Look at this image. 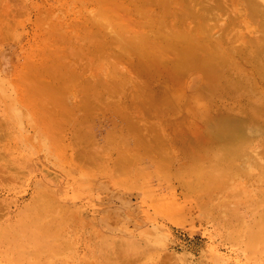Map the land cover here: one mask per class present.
I'll list each match as a JSON object with an SVG mask.
<instances>
[{
	"label": "rangeland",
	"instance_id": "obj_1",
	"mask_svg": "<svg viewBox=\"0 0 264 264\" xmlns=\"http://www.w3.org/2000/svg\"><path fill=\"white\" fill-rule=\"evenodd\" d=\"M112 1L114 3L111 2V0H0V11H2V16H8L7 18L9 19L7 20L10 21L7 22L6 18H4V16L2 17L0 12V22L2 21L1 23H4V26L0 23V26H2V29L0 28V35L6 32L4 27L9 30V32L7 30L8 34H6L7 36L5 39L4 37H0L3 39H0V264H161V262L162 264H264V230L263 235L259 236L262 231L260 232L258 227L259 225H263L261 224L263 221L259 219H262L261 217L264 216V181L262 182L264 179L259 178L261 176L259 171L262 169L259 164L264 162V153L262 152L264 149V145H262L264 144L262 141L264 140V130L260 131V134L263 132V134H261L263 136L260 134L257 135L259 139L257 138L255 142L253 141L254 143L251 142L252 144H250V146L248 144L247 148L245 141H250L249 137L252 133L250 134L251 131L248 130V127L244 126V124L246 125L247 119L252 120L253 118L250 117V112H252L250 109L254 110L255 107L257 108L260 106V102H262L260 104H263L264 99H258L255 94V97L252 96L253 93L248 94L249 91L246 92V90L249 88H245L246 82L243 78L242 82L244 81L245 84L243 82L242 84L244 86L240 87H244L245 91H243V89L240 90V87V89L235 88V82H238L237 84L239 85V81L236 78L237 76H235L238 71L235 69L232 60L230 63L232 62L235 70L229 71L228 69V72L224 71L226 73H223V70L228 67L224 68L225 64H221L222 61L220 62L222 59L218 60L219 56L224 52L222 49L225 47V44H223L224 47L221 45L219 48L215 45L216 40L220 37L216 35L219 32L213 33L202 27L199 32L201 42L194 40L193 34L190 35L189 32L193 29L192 33H195V36L198 31H195L194 27L196 25L195 29H197L200 24H197V21L194 22L196 20L194 19L195 17L192 18L191 16L192 19H188L184 14L185 10L189 12L191 8L187 10V8H185L187 6L183 8L179 7L181 10H184V13L181 15L185 17V20H183L184 24H181L182 27L179 26L180 22L183 23L180 19L184 17L180 18V13L177 14L180 17L173 15V11L171 13L169 10L174 9L180 12L181 10H178L176 6L181 3V0L177 4L172 3L174 6L176 4L175 8L171 6L172 8L166 10L167 12L165 14L166 16L167 14L168 16L172 14V18L175 16L174 18L176 20L179 17L178 20L180 22L171 17H167V20L165 15V18H163L164 12L162 13L160 10L162 6L164 8V5L159 4L158 0H153V2L149 0L151 5L146 3V0H143V3L141 2L142 0H132L133 2L131 0ZM187 1L186 4L183 2V4L180 5H188L189 7L191 4V7L193 5L196 10V6L199 4L197 10L203 12L202 9L203 6L206 5L205 2L193 1L190 3V1H188L187 3ZM110 2L112 5H110ZM156 3L159 4V6ZM117 6L122 7L119 9ZM191 10L190 12H192ZM213 10H215L214 13L216 14V9ZM148 11L150 12L148 13ZM175 11L174 14H176ZM157 13L162 15L158 16ZM144 14H148L147 17ZM223 16H225V14H223ZM224 19H226V16L222 18V21ZM170 20L177 23V25ZM239 20H241V18H239ZM210 21L212 23L214 22V24L211 23L212 25H217L214 19L209 20V22ZM236 21L237 20H235V22ZM169 22H171V26L174 24L180 28L176 26H173L176 28H173L174 30H172L171 27L167 28L170 26V24H167ZM131 24L133 25L132 27L129 26ZM163 24H165V26ZM236 27H238V23L237 25L233 23L230 27V29L232 28L231 32L237 31L238 29ZM157 29L158 31H156ZM168 29L174 31H171L173 39L181 37L178 42L181 40L183 42V40H185L182 39L184 38L183 36L186 37V35H189L190 37L187 36L188 38H186V41L193 44L194 47L196 45L197 48L202 47L201 43L203 42V45L206 43H208L207 45L211 44L209 45L210 50H207L205 45L203 47L206 51L203 48L204 51H202L201 48L198 49L201 53L205 52L204 55L196 53L198 57L201 55V58L197 57L199 61L201 59V61L204 62L200 61L196 63L198 66H202L201 70L199 69L196 71L197 68L196 70H190L198 66L193 63L188 65L189 62H187V67H192V65L195 67H189L188 69L185 66L186 68L184 67L185 69H181L180 72L182 71L181 73H183L184 70H188L182 75L179 74L180 76L178 75L179 72L176 71L177 69L174 68L178 73L172 71L173 74H171V69L174 67L173 64H176V68L180 69L189 59L184 58V60L182 58L185 62L181 63L179 66L178 63L182 62L180 60L181 58L177 60V62L175 61L176 58H174L179 55V50L185 53L183 50L186 49V51L188 50L192 55V53H194V47L189 43H183L182 45L176 42L179 38L175 41L171 39L172 37L166 34H170ZM160 31L162 32L159 33ZM163 31L164 34H162ZM130 34L133 37H136V34H138L139 38L142 34V37H147L148 35L146 36V34H149L150 36L148 37L151 39L148 40L147 37V39L144 38L145 41L149 43V41L152 42V39H154L155 41H159V45H155L157 41L154 43L156 47L153 46V43L150 42L151 46L150 43L148 45L146 42L147 45L145 48V44H143L145 42H142L139 38L138 40L142 42V46H140L141 42H138V44L137 41V44L132 43L131 45L130 42L133 37ZM160 34L162 36L166 34L165 38L170 36V39H168L172 40L170 44L174 41V44H181V46L179 45L177 48L174 44V47L167 46L168 43L165 42L166 40L164 38V40L162 39ZM213 36L218 37L214 39L216 37L213 38ZM137 37L134 39L136 40ZM191 38L196 42V45L191 41ZM187 39L191 40L189 41ZM197 42L200 43V46H198ZM165 43L166 47H170V49H167L165 46V48L162 47L160 49L162 44L165 45ZM133 45L136 47L135 50L132 49ZM139 46L144 47L141 50L145 49L146 53L144 50L139 52ZM173 48L175 51H173ZM189 48H192V51ZM197 48H195V50ZM149 49L150 51L153 49V51H151L152 54L149 53ZM217 49H221L222 52L221 50L217 51ZM214 51H216V53L220 52V55L218 56V53L215 55V53H213ZM211 52L216 56L215 60L218 58V61L213 60L214 58L211 60L210 56L212 54L207 56V53ZM187 54L186 57L190 55ZM202 56L204 57L202 58ZM222 56L221 58H225V55ZM209 57L211 61H214L213 63L216 62L215 65L217 62H220V64H217V68L223 65V69L220 68L223 74H218L222 77L221 80L224 81L220 80V83H216V81L220 79V76L218 80L210 76V74L215 75L214 73L218 71H216L217 68L215 66V68H209V71L206 70V73L202 72L204 67H209L204 65L206 61L204 58ZM234 57L240 58L237 54L234 55ZM163 58L164 60L166 59L165 61L167 62L164 63L162 60L161 62L160 59ZM197 58L195 56L194 62ZM238 58L236 59L238 60ZM169 60L171 61L170 64L168 62ZM210 60H208V62L206 61L207 64H213L210 63ZM174 61L176 63H172ZM238 61L240 62V59ZM134 62H138L139 64L137 63V65H135L136 63ZM239 62L235 63L238 68L240 67V63H242ZM157 63H159V67ZM161 63L167 65H171L172 63V66L166 65L168 69L166 67L163 68L161 67ZM198 63H202V65ZM230 63L228 62L227 65ZM242 64L241 66H243ZM144 65H148V67ZM247 65H244L246 66L244 70L251 69V66ZM152 66H156L159 70L161 69V72L162 70H164V72H171V75L167 73L166 76V74L162 72L163 75L165 74V76H163L159 74V70L157 71V69L152 68ZM143 67H145V69L147 68L148 72L150 71L149 73L145 71L150 74L149 78L143 71L144 69H140ZM148 68H150V70ZM151 69H156V71L154 70L156 73L155 75L153 73V77L156 76L155 78L157 80L155 78L152 79L151 73L154 71L151 72ZM211 69H213L214 72L213 70L210 71ZM221 70L218 72H221ZM231 72L233 73L231 74ZM207 73L208 76H210L208 78L209 80H216L214 82L215 85L217 84L216 87H214L215 85L212 86L214 83L204 78L205 76L207 77ZM175 74H177L176 77L179 76V80L178 78H174L175 76H172ZM228 75H231V78L229 77L231 80L233 79L232 76L237 80H234V85L231 84L233 80H230L231 83H229L232 86L226 83L229 81V78H227ZM157 76L161 77L158 78ZM168 76L171 78L173 77L174 80L173 78L170 79ZM223 76H227L226 79H223ZM61 78L62 81L59 80ZM216 78H218L217 75ZM172 80L174 82H172ZM164 81H168V83H163ZM207 82H211V84L208 86ZM225 83L228 87L224 86ZM66 85H69L68 87L74 86V89L67 88ZM90 85L91 87L93 85V87L91 88ZM174 85L176 87L178 86V88ZM202 85L203 87L205 85L208 91L202 88ZM219 86L221 89H227L221 90ZM88 87L91 88H89V91ZM233 87L234 89H232ZM56 88L59 89V91L55 90ZM168 89L169 91H167ZM228 89H232V91L239 89L240 92L243 91V93H241L244 97L246 93L247 96H252L253 102L255 101L254 105L252 100L249 102L252 97H245V99L239 98L242 94L237 91L236 92L240 96L235 97L236 92H229ZM144 90L150 91L149 93L147 91L145 92L150 95L148 96L149 98H152L149 99L147 97L148 94L146 95L143 92ZM174 90L177 91V93H174ZM213 90H216V92ZM57 91L58 93L62 91V93L65 94L62 95L63 97L60 96L61 93L58 96ZM199 91L205 93H200ZM210 91L213 93L215 92V95ZM197 92L202 95L199 96ZM166 93L168 94L166 95ZM196 93L199 97L195 96ZM225 93H227V95H224ZM144 94L150 101L142 97L145 96ZM163 94H165V96ZM218 94H223L225 98L219 95L221 97L220 99V97H217ZM229 95H233L231 97L233 99H230ZM156 96L161 97V99L158 97L157 99ZM166 97L167 101L171 102L167 105L169 107L166 106L168 102L165 103ZM200 97H202V101ZM181 98L182 100H180ZM205 98H207V100ZM211 99H215L213 102L217 105L210 104L212 103ZM243 99L244 101H242ZM161 103L165 105L164 107H166V110L162 108L163 104L161 105ZM192 103L194 106L189 105ZM250 103L254 106L253 109L252 107H250V109L245 107L247 104L250 106ZM216 106H219L218 109ZM193 107L197 110H202V112L198 111V113L200 112L202 115L205 113V115H199L197 110L195 111ZM227 107L228 110L231 107V109H236L235 111H237V114L241 111L244 112L245 109L250 112H244V116L240 115L241 113L238 115L234 113L239 119L241 118L239 120L238 118L235 119L237 116L232 118V111L234 110H229L231 111L230 113ZM237 107L239 110H237ZM209 108L212 109L210 110ZM220 108H222V110ZM241 108L242 110H240ZM258 109L255 111L257 112ZM215 111H217L218 117H216ZM222 111H228L232 116L228 112L225 114ZM193 112H196L195 115ZM218 112L221 113L218 114ZM209 113L211 116L215 114L213 116L215 117L213 118L214 120L211 119L212 117H208V115H210ZM193 115L197 118L193 117ZM246 115L250 118H246ZM243 117L246 121L244 124L242 122L244 120ZM203 118L208 119L204 120ZM192 119L197 120L194 122ZM234 119L233 127L231 125L230 128L225 129V131L223 130L227 133H224L225 135L223 133L220 135L219 133L217 135L220 136L217 137L216 133L224 129L221 125L225 124L229 126V124H233L232 122ZM263 119L262 117V120ZM230 120H232L231 123L227 122ZM254 120L253 118L252 121ZM255 121H257V119ZM249 122L251 123V121ZM191 123L193 125H191ZM238 124L239 126H237ZM240 124H243L244 129L247 128L246 130L248 131L244 132ZM156 125H159V127L157 128ZM251 125L253 128L250 126L249 129H254V125L252 123ZM153 126H156V128ZM235 127L238 129L241 128L243 130L242 132L246 134L249 133L250 135L248 134V136L245 134L246 136L244 135L243 137L242 134L240 135V133H238L240 129L237 132V128L235 129ZM211 128H213V130L209 131ZM231 128L235 129L233 131L244 138L241 140L238 135V137L235 136V139L238 138L241 140L240 143L236 140L239 145L235 141L232 142L234 140V135L232 138L227 135L232 130ZM207 129L210 135L206 133V135H208L203 137ZM202 130L205 131L203 132ZM181 131L184 132V134L181 133L183 137L181 134V137L179 135ZM177 133L179 135L178 137L176 135ZM193 133L198 134L200 142H198L196 137L197 134L194 136ZM236 133L234 134L236 135ZM164 134H166L167 139ZM212 134L213 136L210 137ZM214 134L217 137H215V140H213ZM184 135H188L190 138L187 136L184 137ZM80 136H83L82 139H80ZM85 136L89 137L88 141L84 139ZM108 136L110 138H108ZM156 136L162 140L159 139L158 142H154L153 139L156 140ZM227 136L231 138V144L229 143L230 139H228L229 142L227 141V143L222 139L228 138ZM252 137L254 140L256 139V135L255 137L251 136V138ZM205 138L206 141L210 138L212 141H216L217 139L219 143L222 142L221 145L229 143L230 145L228 144V146H232L231 148L224 146V148H222L223 150H221L217 142V144L215 143L216 147L214 144H210L211 140H209V145L214 146V148L211 149L212 151L219 147L216 149L218 154L219 152L220 154H225L231 150H235V152L238 151L241 154V159L247 155L252 157H247L250 160L252 159V161L256 158L260 160L252 162L245 157V160H248L246 163L244 159L241 160L238 158L237 160L233 156L237 163H235V160L232 162L233 159H231L232 163L230 169L235 171L237 168L234 166L241 168L240 165L242 164L245 167L247 166L246 168L248 171L246 175L231 180V182H229L231 186L227 185V191L225 190L226 194L229 192L232 193L233 191L231 190L235 189L233 195L230 193L227 196L225 192L223 193L222 191L225 189L223 187L222 189L220 188V190H222L220 191L218 189L220 184L216 185L218 188L214 187L219 190L218 192L212 189V191L216 193V196H213L214 194L212 195V191L210 190L208 192L211 194L208 193V195H204L205 189L202 191L203 189L200 188L198 191L192 192L187 186L183 185L185 179H178L179 177H176L180 176L179 174L181 173L183 174V171L186 169L181 168L183 166L190 165L191 169H194V167H200L206 163L205 166L209 168L217 167L221 169L222 167H227L224 165L226 161H223L226 158L224 159L222 156L217 155L216 151H213V154L212 151L209 150L210 146H208V142L204 140V143L201 144ZM75 139L78 144L80 142L85 144L84 141H87L90 143L88 146L93 145V147H96L92 149L93 147L91 146V149H89L86 148L87 144L84 145L83 143V147L82 145L79 147V145L75 143ZM192 139L196 141L193 140V142H195L194 144L192 143ZM106 140H109V143L106 142ZM176 141H180L178 145ZM242 141L243 143L245 142V145L241 146ZM93 142H95V145ZM110 142H112V144ZM107 143L108 145H106ZM157 143L158 147L156 145ZM258 143L259 145H257ZM141 144H144L142 145L143 147ZM146 144L148 145L146 146ZM189 144L192 147H194L195 144H198V146L200 144V150L197 149L196 145V148L190 147L194 154L196 152L199 153L198 151H201L202 148L205 149L202 150L200 154H203L204 157L206 155L207 158L201 157L200 164L199 161L192 163L190 158L194 156H190L189 154L193 153L191 152L192 150L187 149ZM150 145L153 146L151 149L152 151L148 149ZM159 145L162 146V150ZM172 145L174 147H171ZM204 146L206 148H204ZM260 146L261 149H259ZM83 148L86 151H82ZM143 148L147 151L149 150V152ZM185 148L189 151L188 156L186 153L184 154L183 149ZM243 148H246V150H243L244 152L246 151L245 154L243 151L241 153L240 149ZM167 149H171L170 152L167 151ZM187 150H185V152ZM248 150L250 151L249 155L246 154ZM142 151H144L143 155H141ZM164 151L169 152V154H166L169 157L168 161L166 158L167 156H165L166 161L164 160ZM235 152L233 155H235ZM99 153L102 157H95V155L97 156ZM170 153L172 154V160L176 162L170 163ZM259 153H261V156H258ZM215 154L218 156L217 160ZM128 155L131 156V159L135 158L134 161L131 160V163L126 164L123 161L122 164H125L127 169L133 168H131V176L128 173L126 174V172H129V170L127 171L126 169L124 170L125 174L123 172L120 173L124 176L121 175L120 177H126L125 175H127L128 177L126 178L129 179L130 177L132 180H135V182H133L134 185L131 187L122 185L118 180L119 176H117L120 175L117 174V169L121 167L122 170L125 169L123 166L118 168V162L122 165L120 161L125 160V156L129 157ZM207 155H209L210 159ZM141 156L144 159H142ZM235 156L237 157V155ZM123 157L125 158L123 159ZM138 157L140 158L138 159L140 160L139 162L138 160L135 161ZM219 157L221 160L223 158L222 161L224 163L222 162V165L220 162L221 160L218 161ZM231 157L232 155L229 156V160ZM260 157H263V159H260ZM120 158L122 160H120ZM197 158L199 160V157ZM88 159L91 162H93V159L94 162H98L93 164L90 163ZM178 159L180 160L179 163ZM127 160L129 161L130 159L127 158L125 162H128ZM159 160L164 162L162 163ZM201 160H203V162ZM208 160L210 163L206 162ZM214 160H216V164ZM157 162L159 164L161 163L162 166L169 163V167L168 165L167 167H172L173 169L171 168V171L165 170L168 171V173L160 172L159 174V170L157 169H160L159 166L161 165L157 164ZM207 163L209 165H207ZM170 164H172V166H170ZM194 164H199V166H195ZM164 166L163 168H167ZM177 167H180V170H176L177 172L175 173L174 171ZM139 168L149 174L148 181L152 189L151 192H147L141 187L142 183H139V177H141L139 173H141V169L139 171ZM134 170L135 173L136 170H138L136 174H134ZM252 170L255 173H259L256 175L254 174V179L257 175H260L257 177L258 180L256 179V181L250 176L252 175ZM263 171L261 170L260 172L263 173ZM197 176L198 175L192 176L197 180L191 179L203 186L205 182L202 181H204L205 178L201 176L197 178ZM259 179H261V182ZM220 186L225 185L221 184ZM205 192L207 193V191ZM222 195L225 197L224 199H226L227 196V199L231 200L228 201L229 204H224ZM207 198L214 200L215 202H212L219 205L217 209L216 207H212L215 210H212L214 214H212L211 217H208L211 210L208 211L207 208L211 204L210 202L208 203L209 205L205 203L208 202ZM154 200L155 203L159 200L157 205L154 204ZM170 201L176 203L174 206L182 216V219L180 218L181 221L178 219L176 220L178 222H173V216L176 215L174 214L175 211L172 214L174 209L170 208ZM205 204L207 206H205ZM167 205L170 210L172 209L171 213ZM166 206L169 211V213H167L170 217L167 216ZM210 207L209 209H212ZM117 243L120 244V249L117 248ZM119 250L120 252H118Z\"/></svg>",
	"mask_w": 264,
	"mask_h": 264
},
{
	"label": "bare ground",
	"instance_id": "obj_2",
	"mask_svg": "<svg viewBox=\"0 0 264 264\" xmlns=\"http://www.w3.org/2000/svg\"><path fill=\"white\" fill-rule=\"evenodd\" d=\"M104 1H106V0H104ZM122 1H124V0H122ZM131 1H132V0H131ZM139 1H141V0H139ZM144 1H145V0H144ZM147 1H149V0H146V3H149V4L151 5V2H150V1L147 2ZM151 1L153 2V0H151ZM186 1H187V0H181V3H180V4H183V2H185V4H186ZM188 1H190V3L193 2V1H196V2H203V3L205 2L206 5L203 6V9H202L203 12H200V11L197 10V7L199 6V4H198V6L194 5V6H196V10H195V8L193 7V5H192L193 8L191 7V4H190L189 7H188V5H180V4H179L180 6H179V5L176 6V4H177L178 2H180V0H158V3L164 5V8H166V9H164L163 6H162V9L160 10V11H162V13L164 12V13H163V16L166 14V12H167L166 10H169L170 8H172V7L174 6V4H172V3H176L175 6L178 7V10H181L179 7H182V8H183V7H185V6H187V7H185V8H187V10H189L190 8L192 9V10L190 9L192 12H190V10H189V12H187V11L185 10V13H184V10H183V9H182L183 11L181 10L182 12H181V11L179 12V11H177V10L175 11L174 9H170L169 11H170L171 13H172V11H173V15H177L178 13H180L179 15H180L181 17H180L179 15H177V16H179L180 18H183V17H184V15H183V16L181 15V14H183V13L185 14V16H187L188 19L191 18V16H192V18L195 17L194 19H196V20H195L194 22L197 21V24H198V23L200 24L199 27H198L197 29H195V28H196V25H195V27H194V30H195V31L197 30L198 32H197V34H196L195 36H194L195 33H192L193 29L189 32L190 35L193 34L192 36L194 37V40H195V41H198V42L200 41V42H201V40H200L201 37H200V35H199V32H200V29H201L202 27L205 28V29H207V30H210V31L213 32V33H217V32H219V33L216 34V35H218V36H220V37L217 39L218 36H213V38L216 37V38H214V39H217L216 42L214 41V42H215V45L218 46L217 48H219V47H221V45L223 46V44H225V47L223 46L224 48L222 49V50L224 51L222 55H223V56L225 55V58H221L222 55H220V52H219V53L217 52V53H218V56L220 55V56H219V59L216 58V60H217V59H218V60L222 59V60H220V62L222 61L221 64H225V65H224V68H225V67H226V68L228 67L227 69H224V70H223V73H226V72H224V71H227L228 69H229V71H232V70H235V69H236V70L238 71L237 73L239 74V76H238V74H237L236 72H234V71H233V72L236 73V75H235V74H234V75L237 76L236 78H237V80L239 81V85L237 84L238 82H237V83L235 82V84H236V85H235V86H236L235 88H239L240 86H244L242 83L245 81V82H246V86H245V88L247 89V87H248V88L251 90V92H250L249 89L246 90V92L249 91L248 94H249V93H250V94L253 93L252 96H254V94H255V95H257L256 97H258V99H259V98H263V99H264V0H188ZM188 1H187V3H188ZM108 2H109V1H108ZM111 2H113V1L111 0ZM111 2H110V5H112ZM115 2H117V0H115ZM132 2H133V1H132ZM141 2L143 3V0H142ZM113 3H114V2H113ZM134 3H136V2H134ZM142 3H141V4H142ZM144 3H145V2H144ZM146 3H145V4H146ZM115 4H116V3H115ZM115 4H114V5H115ZM145 4H143V5H145ZM152 4H153V3H152ZM156 4H157V3H156ZM159 4H157V5L159 6ZM104 5H105V4H104ZM106 5H107V4H106ZM117 5H118V4H117ZM150 5H148V6H150ZM154 5H155V3H154ZM135 6H136V5H135ZM141 6H142V5H141ZM171 6H172V7H171ZM175 6H174L173 8H175ZM121 7H122V6H121ZM121 7H118V6H117V8H119V9H121ZM144 7H145V6H144ZM155 7H156V6H155ZM160 7H161V6H160ZM200 7H201V5H200ZM200 7H199V8H200ZM3 8H5V7H3ZM3 8H2V9H3ZM111 8H112V7H111ZM111 8H110V9H111ZM133 8H135V7H133ZM139 8H140V6H139ZM141 8H142V7H141ZM153 8H154V7H153ZM185 8H184V9H185ZM199 8H198V9H199ZM201 8H202V7H201ZM113 9H114V8H113ZM122 9H123V8H122ZM137 9H138V8H137ZM154 9H155V8H154ZM163 9H164V10H163ZM193 9H194V10H193ZM213 9H216V14L214 13L215 10H213ZM8 10H9V9H8ZM123 10H124V9H123ZM130 10H131V9H130ZM138 10H139V9H138ZM150 10H151V9H150ZM152 10H153V9H152ZM152 10H151V11H152ZM155 10H156V9H155ZM199 10H201V9H199ZM5 11H6V10H5ZM153 11H154V10H153ZM174 11H175L176 14H174ZM195 11H198V12H195ZM0 12H1V16H2V11H0ZM11 12H12V11H11ZM121 12H122V11H121ZM124 12H125V11H124ZM137 12H138V11H137ZM137 12H136V13H137ZM141 12H142V10H141ZM144 12H145V11H144ZM149 12H150V11H148V13H149ZM155 12H157V11H155ZM155 12H154V13H155ZM186 12H187V13H186ZM130 13H131V12H130ZM136 13H135V14H136ZM151 13H152V12H151ZM158 13H159V12H158ZM158 13H157V14H158ZM4 14H5V12H4ZM122 14H123V13H122ZM155 14H156V13H155ZM159 14H160V13H159ZM159 14H158V16H161V15H162V14H161V15H159ZM186 14H187V15H186ZM223 14H225V16H226V19L223 20L224 22L222 21V18L225 17V16H223ZM9 15H10V14H9ZM138 15H139V14H138ZM142 15H143V13H142ZM144 15H146V17H147L148 14H144ZM188 15H189V16H188ZM3 16H4V18H6V21L8 22V21H9V20H7V19H9V18H7L8 16H6V15H3ZM3 16H2V17H3ZM124 16H125V15H124ZM152 16H153V14H152ZM152 16H151V17H152ZM165 16H166V15H165ZM165 16H164L163 18H165ZM222 16H223V17H222ZM142 17H143V16H142ZM146 17H144V18H146ZM149 17H150V16H149ZM153 17H154V16H153ZM167 17H171V18H172V14H171V15L169 14V16H168V14H167L166 19H167ZM174 17H175V16H174ZM174 17H173L172 19H175ZM179 17L177 18V20L179 19ZM4 18H3V19H4ZM123 18H124V17H123ZM161 18H162V17H161ZM161 18H160V19H161ZM163 18H162V19H163ZM187 18H186V19H187ZM192 18H191V19H192ZM197 18H198L200 21H199ZM236 18H237V19H236ZM239 18H241V20H239ZM150 19H152V18H150ZM160 19H159V20H160ZM162 19H161V20H162ZM169 19H170V18H169ZM172 19H171V20H172ZM194 19H193V20H194ZM212 19H214V21H216L215 23H217V25H212V24H214V22H213V23H212L211 21L209 22V20H212ZM4 20H5V19H4ZM146 20H147V19H146ZM146 20H144V21H146ZM164 20H165V19H164ZM167 20H168V19H167ZM171 20H170V21H171ZM175 20H176V19H175ZM177 20H176V21H177ZM181 20H182L183 23L180 22ZM183 20H185V17H184L183 19H180V21L178 20V21L180 22V24H179L180 27H182L181 24H184V21H183ZM235 20H237V21H239V22H237V21L235 22ZM198 21H199V22H198ZM220 21H221L222 23H221ZM1 22H2V21H1ZM1 22H0V23H1ZM9 22H10V21H9ZM146 22H147V21H146ZM149 22H151V21H149ZM171 22H172V21H171ZM171 22H169V23H167V24H170ZM179 22H178V23H179ZM142 23H144V22H142ZM172 23H174V24L177 25V23H175V22H172ZM211 23H212V24H211ZM233 23H234V24L236 23V25H237V23H238V27H236L238 30L235 31V32H231V31H232V28L230 29V27H231V25H232ZM2 24H3V26H4V23H1V25H2ZM8 24H9V23H8ZM8 24H6V25H8ZM134 24H135V23H134ZM146 24H147V23H146ZM174 24H173V26H176V25H174ZM10 25H11V24H10ZM137 25H138V24H137ZM148 25H149V24H148ZM163 25L165 26V24H163ZM129 26L132 27L133 25L131 24V25H129ZM141 26H142V25H141ZM143 26H144V25H143ZM173 26H171V24H170V26H168L167 28L171 27L172 30L176 29V28L173 27ZM234 26H235V25H234ZM1 27H2V26H0V28H1ZM176 27H177V26H176ZM180 27H177V28H180ZM9 28H10V27H9ZM133 28H134V27H133ZM153 28H154V27H153ZM173 28H174V29H173ZM1 29H2V28H1ZM4 29L6 30V32L1 33L2 36L0 35V37H4V39H5L6 36H7L6 34H8L9 30L6 29L5 27H4ZM130 29H131V28H130ZM154 29H155V28H154ZM7 30H8V32H7ZM138 30H139V29H138ZM152 30H153V29H152ZM165 30H166V29H165ZM165 30H164V31H165ZM168 30H169V29H168ZM172 30H169V31H168V32H170V34H169V33H166V34H167V35H170V36L172 37V34H171V33L174 32V31H172ZM2 31H3V30H2ZM133 31H134V30H133ZM153 31H154V30H153ZM156 31H158V29H157ZM164 31H163L162 34H164ZM171 31H172V32H171ZM0 32H1V30H0ZM134 32H136V31H134ZM161 32H162V31H160L159 33H161ZM166 32H167V30H166ZM137 33H138V32H137ZM142 33H143V32H142ZM157 33H158V32H157ZM4 34H5V35H4ZM140 34H141V33H140ZM166 34L163 35V36H162L161 34H160V35L162 36V39L164 38V39L166 40L165 42L168 43L167 46L174 47V46H173L174 41H175L177 38H179V37H177V38L174 37V38H176V39H173V37H172L171 39H173L174 41H173L172 44H170V43L172 42V40H168V39H170V36H168V38H165V37H166ZM130 35H131V34H130ZM136 35L138 36V34H136ZM142 35H143V34H142ZM142 35H140V38H141V39L139 38V36H138V37L136 36V37H137L136 40L134 39V38H136V37H135V36L133 37V36L131 35V36L133 37V38L131 39V42H130V40H129V42L131 43V45H132V43H136V41H137V43H138V42L140 43L141 41H139V40H142V42H143V41L145 42V43H143V44H145V46H144V45H143V46L146 48V45H147V44L149 45V43H150L151 41H149V43H148L147 41H145L144 38L147 39V37L150 36V35H149V34H146V36L148 35L147 37H145V36L142 37ZM187 36L190 37L189 35H186V37L183 36L184 38H182V39H185V40H183V42H182V40H181L180 42H178V41L181 39V37H180L176 42L181 43L182 45H183V43H189V44H190V42H187V41H186V38H188ZM159 37H160V36H159ZM193 37H192V38H193ZM138 38H139V40H138ZM160 38H161V37H160ZM192 38H191V39H192ZM213 38H212V39H213ZM0 39H2V38H0ZM129 39H130V37H129ZM143 39H144V40H143ZM150 39H151V38H150ZM150 39H149V37H148V40H150ZM164 39H163V40H164ZM191 39H187V40L190 41ZM214 39H213V40H214ZM2 40H3V39H2ZM90 40H91V39H90ZM132 40H133L134 42H133ZM152 40H153V41H152L151 43H153V46H155L156 44L159 45V41L156 40V41H157V42H156L154 39H152ZM167 40H168V41H167ZM194 40L192 39L191 41L194 42L195 45H196V42H195ZM213 40H212V41H213ZM91 41H92V40H91ZM161 41H162V40H161ZM184 41H185V42H184ZM142 42H141L140 46H142ZM146 42H147V44H146ZM155 42H156V43H155ZM162 42H163V41H162ZM192 42H191V43H192ZM198 42H197V44H198V46H200V43H198ZM206 42H209V41H206ZM127 43H128V42H127ZM137 43H136V44H137ZM139 43H138V44H139ZM151 43H150V45H151ZM154 43H155V45H154ZM203 43H204V42H203ZM203 43H201V44H202V47H198V48L196 47L197 45L194 47L193 44H190L191 46L194 47V48H193V49H194L193 52H194L195 54L197 53V54H201V55L203 54V55H204L205 52L201 53V52L198 50L199 48H201V50L204 51V50H205L204 47H203L204 45H205V48H206L207 50L209 49V45H211V44L207 45L208 43H206V44L203 45ZM212 43H213V42H212ZM169 44H170V45H169ZM181 44H178V45H177V43H175L174 45H175L176 48H177L179 45L181 46ZM171 45H172V46H171ZM136 46H137V45H136ZM140 46H139V47H140ZM151 46H152V45H151ZM160 46H161V44H160ZM160 46H159V47H160ZM164 46L166 47V43H165V45L162 44V46L160 47V49H161L162 47H164ZM184 46H185V45H184ZM186 46H187V45H186ZM188 46H189V45H188ZM94 47H95V46H94ZM133 47H134V45H133ZM133 47H132V49L135 50L136 47H134V48H133ZM144 47H140V48H139V49H140L139 52L144 50L145 53H146V50H145V49L141 50V49L144 48ZM149 47H150V46H149ZM155 47H156V46H155ZM159 47H158V48H159ZM165 47H164V48H165ZM170 47H166V48H167V49H170ZM137 48H138V47H137ZM152 48H153V47H152ZM195 48H197V49L195 50ZM202 48H203L204 50H203ZM167 49H166V50H167ZM173 49H174V48H173ZM189 49H191V51H192V48H189ZM136 50H137V49H136ZM209 50H210V49H209ZM220 50H221V49H217V51H220ZM222 50H221V52H222ZM129 51H130V50H129ZM137 51H138V50H137ZM148 51H150V49H149ZM148 51H147V53H148ZM151 51H153V49H151ZM151 51L149 52L150 54H152ZM173 51H175V49H174ZM179 51H180V53H179V52H178V53H179V55H180L181 57H180L179 55L174 57V58H176V59H175L176 62H177V60H179V59L181 58L180 60H181L182 62L178 63L179 66H180L181 63L185 62V61L182 60V58H183V59H184V58H187V59L189 58V59L184 63V66H183V67H180V69L176 68V66H177L176 64H175V65L173 64L174 67H172L173 69H171V72H172V71H173V72L178 71L179 73H178V72H176V73H178V75H179V74L182 75L185 71H187V70L189 69V67H190V68L195 67V66H193V65H192V67H191V66H188V67H187V64H186V63L189 62L188 65H191V63H193V64L195 65L197 62H200V61H201V59H200V61H199V59H198L199 57L201 58V55H199V57H198L197 54L195 55V54L192 53V52H191V53H192V55H191V54L189 53L188 50H187L188 52L186 51V49L183 50V51H185V53L183 52L184 54L182 53L181 50H179ZM198 51H199V52H198ZM205 51H206V50H205ZM211 51H212V50H211ZM141 53H142V52H141ZM149 53H148V54H149ZM181 53H182V54H181ZM187 53H188V54H187ZM213 53H215V55H217L216 51H214ZM224 53H225V54H224ZM138 54H139V53H138ZM153 54H154V53H153ZM173 54H174V53H173ZM186 54H187V55L190 54L191 56H190V55H189V56H190L191 58H190L189 56L186 57ZM193 54H194V55H193ZM207 54H208L207 56H209L210 54H212V52H211V53H207ZM236 54L239 55V57H240V58H238V57H236V58H238V60L240 59V62H242L243 64L240 63V62L234 57V55H236ZM155 55H156V54H155ZM183 55H185V56H183ZM212 55H213L214 57H213ZM212 55L210 56V57H211V60H212L213 58H214L213 60H215V57H216V56H215L214 54H212ZM182 56H183V57H182ZM195 56H196V58H197V57H198V58L196 59L197 61L195 60V62H194ZM218 56H217V57H218ZM223 56H222V57H223ZM192 57H194V58H192ZM203 57H204V56H202V58H203ZM210 57H209V58H204V59H206V61L208 62V60H210ZM155 58H156V56H155ZM155 58H154V59H155ZM177 58H178V59H177ZM234 58H235L237 61H236ZM152 59H153V58H152ZM169 59H170V58H169ZM171 59H172V58H171ZM207 59H208V60H207ZM233 59L235 60V62H234ZM161 60H162L164 63L167 62V61H165L166 59L164 60V58H163V59H160V61H161ZM184 60H185V59H184ZM189 60H190V61H189ZM202 60H203V59H202ZM211 60H210V63H213L214 61H211ZM216 60H215V61H216ZM218 60H217V61H218ZM223 60H224V61H223ZM231 60H232L233 63H234L235 69H234V66H233L232 62L230 63ZM162 61H161V62H162ZM172 61H173V59H172ZM175 61L172 62V63H176ZM206 61H205V64H204V65H205L206 67H207V66H209V67L205 68L204 65H203V67H204L203 69H204L205 71L203 70L202 72H205V73H206V70L209 71V70H208L209 68H215V67L217 68V64H220V62H219V63L217 62L216 65H215L216 62L213 63V64H209V63L207 64ZM226 61H227V63H226ZM168 62H169V64H170L171 61L169 60ZM201 62H203V61H201ZM223 62H225V63H223ZM228 62H229L230 64H232V65L229 64L230 67H229V65H227ZM236 62H239V63H240V67H239L240 69L236 66V65H237V64H235ZM134 63H136V62H134ZM137 63H138V62H137ZM137 63H136L135 65H137ZM172 63H171V65H169V64H168V65H169V66H172ZM203 63H204V62H203ZM239 63H238V64H239ZM138 64H139V63H138ZM158 64H159V63H157V65H158ZM185 64H186V65H185ZM198 64H199V63H198ZM241 64H242L243 66H241ZM247 64H248L249 66H251V67H250L251 69H249V70H248V69L244 70V69H245L244 67H246V66H244V65H247ZM162 65H163V66H162ZM166 65H167V64H162V63H161V67H163V68H164V67L167 68L168 65H167V66H166ZM196 65H197V64H196ZM199 65H202V63H200ZM210 65H212V66H210ZM226 65H227V66H226ZM248 65H247V66H248ZM144 66L148 67V65H144ZM149 66H150V65H149ZM159 66H160V65H158V67H159ZM185 66H186L188 69H187V70H184L183 73H181L182 71L180 72V70H181V69H182V70L185 69V68H186ZM197 66H198V65H197ZM214 66H215V67H214ZM218 66H221V65H218ZM238 66H239V65H238ZM54 67H55V66H54ZM54 67H52V68H54ZM139 67H140V66H139ZM184 67H185V68H184ZM198 67H199V68H198ZM198 67H195V68L190 69V70H196V68H197L196 71H198L199 69H200V70L202 69V68H201L202 66H198ZM236 67H237V68H236ZM150 68H151V66H150ZM150 68H148V69L150 70ZM152 68H156V66H152ZM174 68L177 69V70L175 71ZM220 68L223 69V65H222L221 67H218V68L216 69V71H217V70L220 71V70H221ZM230 68H231V70H230ZM247 68H248V67H247ZM49 69H50V68H49ZM49 69H48V73H49ZM138 69H139V68H138ZM140 69H141V70L144 69V70H143L144 72H145V71L148 72L147 68L145 69V67L140 68ZM156 69H157V68H156ZM156 69H151V72L154 71V70L156 71ZM167 69H168V68H167ZM219 69H220V70H219ZM51 70H52V69H51ZM158 70H159V69H157V71H158ZM212 70H213V69H211L210 71H212ZM247 70H248V71H247ZM143 71H142V73H143ZM155 71L151 73V74H152L151 77H153V73H154V75H155V73H156ZM218 71L214 73L215 75H211V74H210V76H213V78L215 77V79L218 80V79H219V76H220L221 74H223V73H222V70H221V72H218ZM249 71H250V72H249ZM140 72H141V71H140ZM149 72H150V71H149ZM149 72H148V73H149ZM159 72H160V73H159ZM159 72H158L159 74H162V72L165 73L166 76H167V73H169L168 71H167V72H164V70H162V72H161V69L159 70ZM171 72H170V73H171ZM173 72H172L171 74H173ZM213 72H214V70H213ZM227 72H228V71H227ZM233 72H231V74H232ZM145 73H146V72H145ZM148 73H146V76H148V78H149V77H150V76H149L150 74H148ZM158 73H157V74H158ZM170 73H169V74H170ZM211 73H212V72H211ZM218 73H220V75H219ZM147 74H148V75H147ZM157 74H156V75H157ZM165 74H164V75L162 74V75L165 76ZM171 74H170V75H171ZM212 74H213V73H212ZM228 74H229V73H228ZM48 75H49V74H48ZM216 75H217L218 78H216ZM60 76H61V75H60ZM172 76H175L174 78H178L180 75H179L178 77H176L177 74L172 75ZM210 76H208V73H207V77L205 76L204 78H207V79H208ZM230 76H231V75H228V77H227V76H225V77L223 76V79H224V78L226 79V77L229 78ZM52 77H53V76H52ZM61 77H62V76H61ZM155 77H156V76H155ZM155 77H153L152 79H154ZM157 77H158V76H157ZM160 77H161V76H159L158 78H160ZM168 77H169V76H168ZM232 77H233V79H232L233 81L230 79V78H231V77H230V78H229V81L226 82L227 85H229V84L231 83L230 80L232 81V83H231L232 85H234V80L237 81L236 79H234V76H232ZM163 78H164V77H163ZM169 78L172 79L173 77H172V78L169 77ZM174 78H173V80H174ZM242 78L244 79L243 82H242ZM63 79H64V77H63ZM155 79H156V78H155ZM207 79H206V80H207ZM221 79H222V77L220 76V79H219L218 81H216V80L213 81V80H209V79H208L207 81H211L212 83H214V82L216 81V83H217V82L220 83V80H221ZM59 80L62 81V78L59 79ZM65 80H66V79H65ZM156 80H157V79H156ZM156 80H155V81H156ZM163 80H164V79H163ZM173 80H172V82H174ZM178 80H179V78H178ZM178 80H177V82H178ZM227 80H228V79H227ZM159 81H160V79H159ZM203 81H204V80H203ZM221 81H224V80H221ZM153 82H154V81H153ZM175 82H176V81H175ZM211 82H210V83L207 82V83H208V86H209V84H211ZM229 82H230V83H229ZM245 82H244V84H245ZM156 83H157V82H156ZM163 83H168V81H167V82L164 81ZM221 83H222V82H221ZM226 83H225L224 86H227ZM228 83H229V84H228ZM133 84H134V83H133ZM158 84H159V82H158ZM172 84H174V83H172ZM223 84H224V82H223ZM231 84H230V85H231ZM64 85H65V84H64ZM135 85H136V84H135ZM156 85H157V84H156ZM165 85H166V84H165ZM167 85H168V84H167ZM178 85H179V84H178ZM213 85H215V83L212 84V86H213ZM216 85H217V84H216ZM216 85H215L214 87H216ZM218 85H220V84H218ZM232 85H231V86H232ZM60 86H61V85H60ZM60 86H59V88H60ZM66 86H67V85H66ZM66 86H65V87H66ZM68 86H69V85H68ZM68 86H67V88H72V89H74V88H73L74 86H71V87H68ZM159 86H160V85H159ZM162 86H163V85H162ZM174 86H175V85H174ZM174 86H173V87H174ZM180 86H181V85H180ZM237 86H238V87H237ZM90 87H91V85H90ZM90 87H88V91L93 87V85H92L91 88H90ZM140 87H141V86H140ZM175 87H176V86H175ZM217 87H218V86H217ZM227 87H228V86H227ZM89 88H90V89H89ZM168 88H169V87H168ZM170 88H171V87H170ZM176 88H178V86H177ZM202 88H205V89H206L207 87H205V85H204V87H203V85H202ZM219 88H220V86H219ZM240 88H241V89H240ZM240 88H239L240 90L243 89V91H245L244 87H240ZM61 89H62V88H61ZM63 89H64V88H63ZM174 89H175V88H174ZM181 89H182V88H181ZM207 89H208V88H207ZM207 89H206V90H207ZM214 89H215V88H214ZM220 89H221V88H220ZM224 89H225V88H223V89H221V90H224ZM226 89H227V88H226ZM226 89H225V90H226ZM232 89H234V87H233ZM232 89H231V90L228 89V91L230 92V91H232ZM239 89H237L236 91H237V92H240ZM55 90H58V91H59V89H57V88H56ZM64 90H66V89H64ZM64 90H63V92H64ZM75 90H76V89H75ZM158 90H159V89H158ZM171 90H172V89H171ZM171 90H170V91H171ZM203 90H204V89H203ZM238 90H239V91H238ZM58 91H57L58 96H59L60 93H61L60 96H62V95L65 94V93H62V91H61L60 93H58ZM72 91H73V90H72ZM72 91H71V93H72ZM145 91H147V90H144V91H143V92L146 94ZM167 91H169V89H168ZM174 91H175V90H174ZM178 91H180V90H178ZM207 91H208V90H207ZM207 91H206V92H207ZM213 91L216 92V90H213ZM234 91H235V90H233L232 92H234ZM236 91H235V92H236ZM243 91H241V92L243 93ZM67 92L70 93L69 91H67ZM91 92H92V91H91ZM147 92H148V91H147ZM149 92H150V91H149ZM149 92H148V93H149ZM158 92H159V91H158ZM160 92H161V91H160ZM162 92H163V90H162ZM180 92H181V91H180ZM199 92H200V91H199ZM201 92H202V91H201ZM201 92H200V93H201ZM210 92L213 93L212 91H210ZM210 92H209V93H210ZM215 92H214V93H215ZM223 92H224V91H223ZM229 92H227V93H229ZM237 92H236V95H235L234 93H232V94L235 95V97H236V96L239 97L240 95H239ZM241 92H240V94H242ZM246 92H244V93H246ZM148 93H147V94H148ZM164 93H165V91H164ZM171 93H172V92H171ZM171 93H170V95H171ZM174 93H177V91H175ZM181 93H182V92H181ZM197 93H198V92H197ZM197 93H196V95H195V96H197V97H199V96L202 95V94L200 95V94L198 93V94H199V96H198ZM202 93H205V92H202ZM214 93H213V94H214ZM217 93H219V92H217ZM217 93H216V94H217ZM227 93H225L224 95H227ZM137 94H139V93H137ZM145 94H144V95H145ZM147 94H146V95H147ZM152 94H153V93H152ZM152 94H151V96H152ZM167 94H168V93H166V95H167ZM207 94H208V92H207ZM207 94H206V95H207ZM213 94H212V95H213ZM146 95H145V96H142V97H145V99H146L148 96H150V95L148 94L147 97H146ZM153 95H154V94H153ZM157 95H158V94H157ZM161 95H162V93H161ZM163 95L165 96V94H163ZM173 95H176V94H173ZM214 95H215V94H214ZM219 95H221V97H222V96L224 97L223 94H218L217 97H220ZM233 95H229L230 99H233V98H231ZM137 96H138V95H137ZM204 96H205V95H204ZM252 96H251V97H252ZM62 97H63V96H62ZM154 97H155V96H154ZM157 97H158V96H156V98H157ZM167 97H168V96H167ZM167 97L165 98V99H166V102H165V103L168 102V101H167ZM173 97H175V96H173ZM177 97H178V94H177ZM208 97H209V96H208ZM215 97H216V96H215ZM221 97H220V99H221ZM223 97H222V98H223ZM229 97H228V98H229ZM238 97H237V98H238ZM245 97H250V95L247 96V93H246ZM245 97H244V95L242 94V96H240L239 98H244V99H245ZM251 97H250V98H251ZM254 97H255V96H254ZM58 98H59V97H58ZM148 98H149V97H148ZM148 98H147V99H148ZM150 98H152V97H150ZM150 98H149V99H150ZM158 98L161 99V97H158ZM158 98H157V99H158ZM188 98H190V97H188ZM200 98H201V101H202V97H200ZM200 98H199V100H200ZM203 98H204V97H203ZM224 98H225V97H224ZM149 99H148V100H149ZM162 99H163V98H162ZM195 99H196V98H195ZM205 99L207 100V98H205ZM218 99H219V98H218ZM244 99H243L242 101H244ZM252 99H253V97L249 100V102H250ZM148 100H147V101H148ZM152 100H153V99H152ZM152 100H151V101H152ZM170 100H171V99H170ZM170 100H169V101H170ZM180 100H182V98H181ZM184 100H186V99H184ZM203 100H204V99H203ZM211 100H212V99H211ZM211 100H210V101H211ZM235 100H236V99H235ZM247 100H248V98H247ZM247 100H246V101H247ZM143 101H144V98H143ZM145 101H146V100H145ZM149 101H150V100H149ZM149 101H148V102H149ZM193 101H194V99H193ZM204 101H205V100H204ZM213 101H215V99H213V100L211 101L212 103H210V104H214ZM246 101H245V102H246ZM136 102H138V101H136ZM141 102H142V101H141ZM155 102H156V101H155ZM158 102H159V100H158ZM158 102H157V103H158ZM176 102H177V101H176ZM176 102H175V103H176ZM182 102H183V101H182ZM182 102H180V103H182ZM249 102H248V104H249ZM252 102H253V100H252ZM254 102H255V101H254ZM254 102H253V105H254ZM143 103H144V102H143ZM163 103H164V102H163ZM163 103H161V105H162ZM165 103H164V104H165ZM169 103H171V102H168V103L166 104V106H167ZM189 103H190V101H189ZM193 103H194V102H193ZM193 103H192V104H189V105L192 106ZM207 103H208V101H207ZM256 103H257V102H256ZM256 103H255V104H256ZM260 103H262V102H260ZM260 103H259L260 106H258L257 108L255 107L254 110H251V109H250V107H252V109L254 108V106L252 105V103H250V104H251L250 106L247 104L249 107H248L247 105H246V106L244 105L246 108H249L250 111H252V112H250V111L247 110V109H245V110L243 109L245 113H246V111H249L250 114H251L250 117H253L255 120L257 119V121L260 120V121L257 122V121H255V120L252 121L253 118H252V120H251V119H250V120L247 119V122H248V124H247V122L245 121L244 117H243L244 120L242 119V120H243V121H242L243 124L246 122V125H247V126H246V125L244 124V126H245V127H248V130L251 131L250 134L252 133L251 135L248 133V134L250 135V137H249V138H250V141H248V140L245 141V140H244V141L246 142V143H245V142H244V143L247 145V148H248V144H249V146H250V144H252L251 142H253V141L255 142V141L257 140V138L259 139V136H257V135L260 134V131H263V130H264V119L262 120V117L264 118V107H263V106H264V103H263V104H260ZM164 104L162 105V106H163L162 108L165 109L166 107H164V106H165ZM173 104H174V103H173ZM173 104H171V105H173ZM178 104H179V102H178ZM185 104H186V103H185ZM187 104H188V103H187ZM234 104H235V103H234ZM242 104H243V102H242ZM245 104H246V103H245ZM183 105H184V104H183ZM189 105H188V106H189ZM214 105H217V104H214ZM190 106H189V107H190ZM193 106H194V105H193ZM196 106H197V105H196ZM210 106H211V105H210ZM238 106H239V105H238ZM244 106H243V107H244ZM256 106H257V104H256ZM167 107H169V106H167ZM170 107H171V106H170ZM172 107H173V106H172ZM180 107H181V106H180ZM208 107H209V106H208ZM212 107H213V106H212ZM216 107H217V109H218L219 106H216ZM233 107H234V106H233ZM243 107H242V108H243ZM182 108H183V107H182ZM190 108H191V107H190ZM231 108H232V107H231ZM231 108H229V110H231V111L234 110V108H233V109H231ZM242 108H241L240 110H242ZM258 108H259V109H258ZM167 109H169V108H167ZM178 109H180V108H178ZM193 109H194L195 111L197 110V109H195V107H193ZM209 109L211 110L212 108H209ZM220 109L222 110V108H220ZM220 109H219V110H220ZM257 109H258V111L256 112L255 110H257ZM165 110H166V109H165ZM182 110H183V109H182ZM182 110H181V111H182ZM188 110H190V109H188ZM219 110H218V111H219ZM221 110H220V111H221ZM225 110H226V107H225ZM227 110H228V107H227ZM229 110H228V111H229ZM235 110H236V109H235ZM235 110L232 111V112H233V116L230 114L231 111H229L230 113H229L228 111H226V112H225V111H222V112H224L225 114L228 112V113L232 116V118H233V117H236L239 113H241L240 115H243V116H244V114H243L244 112H243V111H241V112H239V113L237 114V113H236L237 111H235ZM237 110H239L238 107H237ZM161 111H163V110H161ZM190 111H191V110H190ZM198 111H201V112H202V110H197V113H198ZM114 112H115V110H114ZM116 112H117V111H116ZM164 112H165V111H164ZM177 112H178V111H177ZM179 112H180V111H179ZM182 112H183V111H182ZM186 112H187V111H186ZM191 112H192V111H191ZM210 112H212V111H210ZM253 112H255V113H253ZM184 113H185V112H184ZM188 113H189V112H188ZM188 113H186V114H188ZM195 113H196V112H195ZM195 113L193 112L194 115H195ZM214 113H216V117L219 116V115H217V111H215ZM220 113H221V112H218V114H220ZM224 113H222V114H224ZM234 113H236L237 115L234 114ZM181 114H182V113H181ZM198 114L200 115L201 113L199 112ZM209 114H210V113H209ZM177 115H179V114H177ZM189 115H190V113H189ZM191 115H192V114H191ZM194 115H193V117L197 118V117L194 116ZM199 115H198V116H199ZM201 115H202V114H201ZM204 115H205V113H204ZM204 115H202V116H204ZM214 115H215V114H214ZM214 115H213V116H214ZM227 115H228V114H227ZM227 115H225V116H227ZM230 115H228V116H230ZM213 116H211V114L208 115V117H212L211 119L215 118V117H213ZM179 117H180V116H179ZM183 117H184V116H183ZM186 117H187V116H186ZM199 117H200V116H199ZM240 117H241V116H240ZM247 117L250 118L249 116L246 115V118H247ZM256 117H257V118H256ZM177 118H178V117H177ZM237 118H238V116H237L235 119H237ZM182 119H183V118H182ZM190 119H191V118H190ZM203 119H204V118H203ZM205 119H208V118H205ZM205 119H204V120H205ZM235 119L233 120V122H232V120L227 121V122H229V123H231V122L233 123V124H229V126H227V125H225V124L221 125V126H223L222 128H224V129H222L221 132L219 131L218 133H216V135L219 134V133H220V135H222V133H223V134H224V133L226 134L227 132H224L225 129L230 128L231 125H232V127H233ZM238 119H239V118H238ZM240 119H241V118H240ZM240 119H239V120H240ZM192 120H194V122H195V120H197V119H192ZM198 120H199V118H198ZM204 120H203V121H204ZM209 120H210V119H209ZM209 120H207V121H209ZM213 120H214V119H213ZM127 121H128V120H127ZM127 121H125V122H127ZM184 121H185V119H184ZM184 121H183V122H184ZM186 121H187V120H186ZM207 121H206V122H207ZM249 121H251V123L254 125V129H249V127L252 126L251 123H250ZM183 122H182V124H183ZM191 122H193V121H191ZM242 122H241V123H242ZM162 123H163V122H162ZM164 123H165V122H164ZM249 123H250V125H249ZM165 124H167V123H165ZM194 124H195V123H194ZM199 124H200V123H199ZM243 124H240V127L244 130V132H245V131L247 132L248 130H246L247 128L244 129ZM160 125H161V124H160ZM162 125H164V124H162ZM180 125H181V124H180ZM183 125H184V124H183ZM191 125H193V124L191 123ZM248 125H249V126H248ZM156 126H157V125H156ZM156 126H153V127L156 128ZM189 126H190V124H189ZM237 126H239V124H238ZM158 127H159V125L157 126V128H158ZM161 127H162V126H161ZM185 127H186V126H185ZM195 127H196V126H195ZM179 128H180V127H179ZM196 128H198V127H196ZM236 128H237V127H235V129H236ZM241 128H239L240 131H239L238 128H237L236 131H237V132L239 131L238 133H240V135L242 134V136L244 137V135H245L246 133L242 132L243 130H242ZM251 128H253V126H252ZM182 129H183V128H182ZM186 129H187V128H186ZM190 129H191V128H190ZM204 129H205V128H204ZM216 129H217V128H216ZM218 129H219V127H218ZM231 129H232L231 131L235 130V129H233V128H231ZM180 130H181V128H180ZM197 130H198V129H197ZM197 130H196V132H197ZM200 130H201V129H200ZM205 130H206V129H205ZM205 130H204V131H205ZM212 130H213V128H211V130L209 129V131H212ZM223 130H224V131H223ZM178 131H179V130H178ZM194 131H195V130H194ZM202 131H203V130H202ZM204 131H203V132H204ZM217 131H218V130H217ZM226 131H227V130H226ZM231 131H230V132H231ZM253 131H254V132H253ZM185 132H186V131H185ZM214 132H215V131H214ZM230 132H229L227 135H228V136H231V138H232L233 135H234V140L232 139V140H233L232 142H234V141H235V142L239 141V143H240V141H241L242 139H244L243 137H240V135L237 134L235 131L231 132L232 135H231ZM160 133H161V131H160ZM181 133L184 134V132L181 131V132H179V135H180ZM187 133H188V132H187ZM187 133H186V134H187ZM190 133H191V132H190ZM206 133L209 134L208 129H207V131H205V135H204L203 137H206V136L208 135V134L206 135ZM234 133H236V135H235ZM254 133H256V134H254ZM121 134H122V133H121ZM121 134H120V135H121ZM162 134H163V133H162ZM183 134H181L182 137H183ZM188 134H189V133H188ZM193 134H194V133H193ZM196 134H197V133H195L194 136H195ZM200 134H201V131H200ZM225 134H224V135H225ZM248 134H246V135H248ZM253 134H254V135H253ZM261 134H263V132H262ZM261 134H260V135H261ZM88 135H89V134H88ZM116 135H117V134H116ZM118 135H119V133H118ZM160 135H161V134H160ZM176 135H177V137L179 136L178 133H177ZM181 135H180V137H181ZM209 135H210V134H209ZM214 135H215V134H214ZM216 135L214 136V139L212 138L213 140H215ZM220 135H219V136H220ZM237 135L240 137L239 139H241V140H239L238 138L235 139L236 137H238ZM246 135H245V136H246ZM249 135H248V136H249ZM255 135H256V137H255ZM113 136H114V135H113ZM161 136H162V135H161ZM164 136L166 137V134H164ZM186 136L189 137L188 135H184V137H186ZM212 136H213V134H212L210 137H212ZM219 136L217 135V137H219ZM228 136H227V137H228ZM235 136H236V137H235ZM251 136H254L256 139L254 140L253 137H252V138H253V139H252ZM261 136H263V135H261ZM77 137H78V136H77ZM80 137H81V136H80ZM82 137H83V136H82ZM82 137H81L80 139H82ZM158 137H159V136H158ZM196 137H197V139H198V134L196 135ZM203 137H202V138H203ZM208 137H209V136H208ZM217 137H216V138H217ZM78 138H79V137H78ZM88 138H89V137H87V136L84 137V139H86L87 141H88ZM92 138H93V136H92ZM92 138L90 137L91 140H92ZM108 138H110V137L108 136ZM161 138H162V137H161ZM189 138H190V137H189ZM191 138H192V137H191ZM225 138H226V137H225ZM231 138L228 137V138H226V139H224V138H222V139H223L226 143H227L228 139H230V140H229L230 142H229V141H228V142L231 144V143H232V142H231ZM84 139H83V140H84ZM90 139H89V141L91 142ZM157 139H158V140H157ZM159 139H160V138H157V136H156V140L153 139V141H154V142H158ZM163 139H164V138H163ZM166 139H167V137H166ZM178 139H180V138H178ZM197 139H196V140H197ZM260 139H262V138H260ZM263 139H264V138H263ZM83 140H81V141H83ZM93 140H94V139H93ZM110 140H111V139H110ZM160 140H162V139H160ZM193 140H194V139H192V143L194 144L196 141L194 140L195 142H193ZM199 140H200V139H198V142H200ZM204 140H205V142H208L209 140H211V138H210L208 141H206V138L203 139V142H202L201 144L204 143ZM223 140H222V141H223ZM236 140H237V141H236ZM251 140H252V141H251ZM78 141H80V140H78ZM87 141H84L85 144H87V145H86V148L91 149V146L93 147V145L88 146V144H90V143H88ZM108 141H109V140H106V142H108ZM111 141H112V140H111ZM189 141H191V140H189ZM201 141H202V139H201ZM247 141H248V142H247ZM260 141H261V140H260ZM260 141H259V143L261 144ZM262 141H263V143H264V140H262ZM104 142H105V141H104ZM179 142H180V141H179ZM179 142L176 141L177 145H178ZM212 142H213V143H212ZM216 142L220 145V146H219V145H218V146L221 147V148H219V147H218V148L221 149V150H223L222 148H224V146L226 147V146H228V144H229V143H228V144H226V145H221L222 142L219 143V141H217V139H216V141H212V140H211V143H210V144H214V145L216 146V144H217ZM249 142H250V143H249ZM254 142H253V143H254ZM75 143L78 144V142L76 141V139H75ZM82 143H83V142H80V143L78 144L79 147H81L80 145H82V147H83V144H84V143H83V144H82ZM93 143H94V145H95V142H93ZM108 143H109V142H108ZM108 143H107L106 145H108ZM110 143L112 144V142H110ZM145 143H147V142H145ZM166 143H167V142H166ZM176 143H175V144H176ZM215 143H216V144H215ZM223 143H224V142H223ZM237 143H238V142H237ZM239 143H238V145H239ZM244 143H243V141H242L241 146H242V145H245ZM259 143H258L257 145H259ZM85 144H84V145H85ZM190 144H191V143H190ZM190 144H189V145H190ZM207 144H208V146H210V145H209V142H208ZM230 144H229V145H230ZM142 145H144V144H141V146H142ZM147 145H148V144H146V146H147ZM156 145H157V147H158V143H157ZM164 145H165V144H164ZM167 145H168V143H167ZM189 145H188L189 148L187 147V149H190V147H192V146H191L192 144H191L190 146H189ZM195 145H196V144H195ZM195 145H194L195 148H196V146H197V149H198V150L201 149V148H199L200 144H199V146H198V144H197L196 146H195ZM262 145H264V144H262ZM87 146H88V147H87ZM146 146H145V148H146ZM159 146H160V145H159ZM168 146H169V145H168ZM206 146H207V145H206ZM212 146H213V145H212ZM212 146L209 147V150H210V151H212L211 149L214 148V146H213V147H212ZM222 146H223V147H222ZM95 147H96V146H95ZM95 147H93L92 149H95ZM142 147H143V146H142ZM150 147H151V148H150ZM152 147H153V146L150 145L148 149H149L150 151H152V150H151ZM161 147H162V146H160V148H161ZM164 147L168 148L167 146H164ZM164 147H163V148H164ZM171 147H174V146L172 145ZM194 147H192V148H194ZM216 147H217V146H216ZM228 147L231 148L232 146H231V147L228 146ZM244 147H245V146H244ZM254 147H255V146H254ZM256 147H257V146H256ZM145 148H143V149H145ZM192 148H191L190 150H192ZM204 148H206V147L204 146ZM218 148H215V150H213V151H216V154L222 156L224 159L226 158L225 160H223V158H222V160H223L224 162L226 161L225 163L221 160L220 157H219L218 161L221 160V161H220V162H221V165H222V162H223L224 165L227 166V167H222L221 169H218L217 167H215V168L213 167V168L215 169V170H214L213 168H209V167L205 166L206 163H205V165L203 164V166H200V167H194V166H193L194 169H193V168L191 169V166H190V165H189V166H183V167L180 166V167L183 168V169L186 168V169L184 170L185 172L183 171V174L181 173L182 175L179 174V173H177V174H179L180 176H176V177H177V178L179 177L178 179H180V178L185 179V180L183 181V182H184L183 185L187 186L189 190H192V192H194V191H196V190L198 191V189L200 188V189H203L202 191H204V189H205V191H207V193L204 191V195H205V194L208 195V193H210V192H208L209 190L212 191V189H215V191L217 190L216 192H218V191L220 190V188L222 189V187H223V188H225V189H223V191H222V190H220V191H222V192L224 193L225 190H226V188H227V185H230L229 182H231V180H233V179H235V178H237V177H239V176L246 175V174L248 173L247 168H246L247 166L245 167V166H243L242 164L240 165L241 168H238V167L234 166V167L237 168L238 170L236 169L235 171H234V170L232 171V170L230 169L231 163L234 162L235 158L238 160V158L241 159V157H242L241 154H240L238 151H236L238 154L235 152V150H234V151L231 150V151H229L228 153H225L226 155H225L224 153H222V154H223V155H222V154H220V152H219V154L217 153V150H216V149H218ZM229 148H228V149H229ZM239 148H240V147H239ZM263 148H264V146H263ZM187 149H186V148L183 149V150H184V154L186 153L187 156H188L189 154H190V156L193 155V156H194L193 158H190V157H189V158L191 159L192 163H195V162L199 161V164H200V159H201V157H202V158L204 157V155H203V154L201 155L200 153H201L202 150H205V149L202 148L201 151H198L199 153L196 152L195 154H194L193 150L191 151V152H193L192 154H191V153L188 154L189 151H188ZM256 149H257V148H256ZM259 149H261V146H260ZM84 150H85V149L83 148L82 151H84ZM145 150H146V149H145ZM149 150H148V151L146 150V151L149 152ZM161 150H162V148H161ZM170 150H171V149H170ZM170 150L167 149V151H169V152H170ZM180 150H182V149H180ZM185 150H187V151L185 152ZM221 150H220V151H221ZM240 150H241V153H242V151H243V150H246V148H245V149L243 148V149H240ZM251 150H252V149H251ZM85 151H86V150H85ZM178 151H179V150H178ZM194 151H195V150H194ZM213 151H212V153L214 154ZM218 151H219V150H218ZM253 151H254V148H253ZM101 152H102V151H101ZM104 152H105V151H104ZM104 152H103V154H104ZM143 152H144V151L141 152V153H142L141 155H143ZM169 152L164 151V153H165V155H164V160H165V161H166V158H167V161H168V158H169V157H168L166 154H167V153L169 154ZM171 152H172V151H171ZM203 152H204V151H203ZM208 152H209V151H208ZM234 152H235V155H237V157H236L235 155H233ZM243 152H244V151H243ZM245 152H246V151H245ZM245 152H244V154H245ZM249 152H250V151L248 150V153H246V154L249 155ZM256 152H257V151H256ZM256 152H255V153H256ZM259 152H260V151H259ZM262 152L264 153V149H263ZM145 153H146V152H145ZM145 153H144V155H145ZM210 153H211V152H210ZM230 153H231L232 157H231L230 160H229V156H231ZM251 153H253V152H251ZM257 153H258V152H257ZM170 154H171V153H170ZM199 154H200V155H199ZM216 154H215V156H216V160H217L218 156H217ZM239 154H240V155H239ZM99 155H100V153H99ZM99 155H97V156L95 155V157H100V158H101L102 155H100V156H99ZM133 155H134V153H133ZM147 155H148V154H147ZM195 155H196V156L198 155L197 157H199V160H198V158H197ZM228 155H229V156H228ZM253 155H254V154H253ZM253 155H252V156H253ZM128 156H129V155H128ZM145 156H146V155H145ZM165 156H167V157L165 158ZM169 156H170V159H171V160H169L170 163H171V162L174 163L175 160L173 161L172 158H171V157H172V154L169 155ZM185 156H186V155H185ZM187 156H186V157H187ZM207 156H208V158H209V155H207ZM226 156H228V157H226ZM233 156H234L235 158H234ZM240 156H241V157H240ZM250 156H251V154H250ZM255 156H256V155H255ZM258 156H261V153H259ZM103 157H104V156H103ZM125 157H126V158H125ZM125 157H123V159L125 158V160H126L127 158H129L130 160H129V161L127 160L128 162H125V160H122V159L120 158V160H122V161L119 160V161L121 162V164L123 163V161H124L125 164H126V163H131L130 161H131V160L134 161V159H135V158H132V159H131V158H130L131 156H129V157L125 156ZM162 157H163V156H162ZM205 157H206V155H205ZM205 157H204V158H205ZM245 157H246V159H248L247 157H249V156L245 155L244 158H242L241 160L244 159V161H246V163H247V161L250 160V159L245 160ZM253 157H254V156H253ZM256 157H257V156H256ZM256 157H255V158H256ZM93 158H94V157H93ZM100 158H98V159H100ZM141 158H142V156H141ZM178 158H179V157H178ZM189 158H187V159H189ZM196 158H197V159H196ZM206 158H207V157H206ZM249 158H252V157H249ZM138 159H140V158L138 157L135 161H137ZM142 159H144V158H142ZM142 159H141V160H142ZM190 159H189V160H190ZM209 159H210V158H209ZM211 159H213V158H211ZM231 159H233L232 162H231ZM258 159H259V158H258ZM258 159H257V158H256L255 160L253 159V161L256 162ZM260 159H263V157H262V158L260 157ZM90 160H92V159H90ZM162 160H163V158H162ZM205 160H207V159H205ZM205 160H204V161H205ZM216 160H214L215 162L213 161L215 164H216ZM88 161H89V159H88ZM92 161H93V162H91V161H89V162H90V163H93V164H95V162H98V161H95V162H94V159H93ZM139 161H140V160H138V162H139ZM159 161H161V160H159ZM159 161H158V162H159ZM179 161H180V160L178 159V163H179ZM201 161L203 162V160H201ZM250 161H252V159H251ZM253 161H252V162H253ZM258 161H260V160H258ZM261 161H262V160H261ZM158 162H157V164H159ZM161 162L163 163L164 161H161ZM175 162H176V161H175ZM181 162H182V161H181ZM202 162H201V164H202ZM206 162L210 163L209 160L206 161ZM211 162H212V161H211ZM220 162H218V163H220ZM166 163H167V162H166ZM173 163H172V164H173ZM208 163H207V165H209ZM235 163H237L236 160H235ZM249 163H251V162H249ZM259 163H260V162H259ZM118 164H119V167H118V165H117L118 168H120L121 166H123V168H125V169L122 170V167H121L120 169H117V168H116L118 172H119V170H120V172H119V173L117 172V174H120L121 172H123V173L125 174V171H124V170L127 169V168L125 167L126 165H125V164L120 165L119 162H118ZM172 164H170V166H172ZM199 164H198V165H195V164H194V165H195V166H199ZM215 164H213V165H215ZM262 164H264V162H262ZM262 164L260 163L259 166L261 165V166L264 167V165H262ZM159 165H161V163H160ZM159 165H158V166H159ZM164 165H166V166H164ZM164 165H163L164 167H167V165H168V167H169V163H168V164H164ZM179 165H180V164H179ZM184 165H186V164H184ZM219 165H220V164H219ZM237 165H238V164H237ZM255 165H256V164H255ZM161 166H162V165H161ZM161 166H159L160 169H157V170H159V174H160V172H162V173H163V172H164V173H165V172L168 173L169 170L171 171V170L173 169L172 167H171V168H172V169H171V168H168V167H167V168H163V166H162V167H161ZM173 166H174V165H173ZM216 166H217V165H216ZM261 166H260V168H262L261 170L263 171V167H261ZM127 167H128V166H127ZM174 167H175V166H174ZM180 167H179V168H180ZM232 167H233V166H232ZM129 168H130V167H129ZM131 168H132V167H131ZM131 168H130V169H127V171L129 170V172H126V174L128 173L130 176H131V173H132V172H131V171H132ZM162 168H163V169H162ZM179 168L177 167V169H175L174 172L176 173V172L178 171ZM242 168H243V169H242ZM132 169H133V168H132ZM140 169H141V168H139V171H140ZM183 169H182V170H183ZM232 169H233V168H232ZM160 170H161V171H160ZM165 170H168V171H165ZM176 170H177V171H176ZM179 170H180V169H179ZM230 170H231V171H230ZM261 170H260V171H261ZM137 171H138V170H136V173H137ZM260 171H259V173H260L261 176H260V175H257L256 178L254 179L253 177H255V175H256L258 172L255 173V172H253V170H252V175H250V176L253 178L254 181H256L257 177H259V176H260L259 178L264 179V176H263L264 171H263V173H261ZM130 172H131V173H130ZM133 172H134V174H136V173H135V170H134ZM174 172H173V173H174ZM234 172H235V173H234ZM162 173H161V174H162ZM259 173H258V174H259ZM139 174H141V175H140L141 177L138 176V177L140 178V179H139L140 182L138 181V179H137V181H138L139 183H142V185H141V184H140V185H141V187H142L145 191H147V192H151L152 189H151L150 183H149V181H148L149 174L146 173L145 171H143V169H141V173H139ZM177 174H176V175H177ZM254 174H255V175H254ZM121 175H122V174L117 175V176H119V177H118V180H119L120 183H122V185H124V186H130V187L134 185L133 182H135V180H132L130 177H129V179L126 178V177H128L127 175H125L126 177H120ZM194 175H198V176H201V177H204V178H205V180L202 181V182H205V183H203V186L199 185V183L197 184L194 180L191 179V178H193L192 176H194ZM122 176H124V175H122ZM167 176H168V175H167ZM198 176H197V178H198ZM189 177H190V179H189ZM141 178H142V179H141ZM160 178H163V177H160ZM166 178H167V177H166ZM1 179H2V176H1ZM168 179H169V178H168ZM168 179H167V180H168ZM178 179H177V180H178ZM193 179H196V178H193ZM196 180H197V179H196ZM257 180H258V179H257ZM259 181L261 182V179H259ZM263 181H264V180H262V182H263ZM219 184H220V185L222 184V185H225V186H220ZM259 184H260V183H259ZM140 185H139V188H140ZM216 185H219V186H218L219 188H218ZM230 186H231V185H230ZM214 187L218 188L219 190L216 189V188H214ZM228 188H229V187H228ZM230 188H231V187H230ZM206 189H207V190H206ZM226 191H227V190H226ZM231 191H233V192H232V193L229 192L228 194L231 193V194L233 195V193H235V189H233V190H231ZM210 194H211V193H210ZM213 194H214V195H213ZM215 194H216V193L212 191V195H213V196H216ZM225 194H226V192H225ZM225 194H224V196H225ZM228 194H226V195L228 196ZM212 195H209V196H212ZM217 195H218V194H217ZM220 195H221V194H220ZM218 196H219V195H218ZM218 196H217V197H218ZM222 196H223V195H222ZM224 196H223V199L225 198ZM227 196H226V199H227ZM230 196H231V195H230ZM230 196H229V199H230ZM219 197H221V196H219ZM203 198H204V197H203ZM211 198H212V197H211ZM213 198H214V197H213ZM207 199H208V198H207ZM226 199H224V204H229L228 201H231V200H228V199L226 200ZM209 200H210V199H208V202H205V203L208 204V203L210 202V204H211V205L208 204L209 206L207 207V208H208V211L211 210V211H210L211 215H210V213H209V216H208V217H211L212 214H214V213H212V210H215V209H214L215 207H216V209L219 208V205H218L217 203L215 204V203H214V202H215L214 200H210V201H209ZM158 201H159V200H158ZM158 201H157V202H158ZM212 201H214V202H212ZM153 202H154V204L157 205V202L155 203V200H154ZM211 202H212L213 204H212ZM159 203H160V202H159ZM159 203H158V204H159ZM154 204H153V205H154ZM169 204H170V208H173V209H174V210L172 211V214H173L174 211H175L174 214L176 215V216H173V220H174L173 222H174V223H175V222H178V221H176V220H178V219H180V218L182 219V216L180 215V212L178 211V209H177V208L175 209V206H174V205H175L176 203H175L174 201H170ZM213 205H214V206H213ZM167 206H168V205H167ZM167 206H166V208H167ZM205 206H207V205L205 204ZM210 206H211V207H210ZM209 207H210V208L214 207V208L209 209ZM168 208H169V206H168ZM168 208H167L166 213H167V212L169 213ZM170 208H169V210H170ZM205 208H206V207H205ZM207 208H206V209H207ZM171 210H172V209H171ZM171 210H170V213H171ZM208 211H207V212H208ZM168 213H167V216L170 217V215H169ZM263 215H264V214H263ZM171 217H172V216H171ZM261 218H262V219H259V220H260V221H263V222L261 223V224H263V225H259V224H258V225H259L258 227H259V229H260V232L262 231L261 233L258 232V233H260L259 236L263 235V230H264V216L261 217ZM181 219H180V221H181ZM117 244H118V243H117ZM121 246H122V245H121ZM117 248L120 249V244L117 245ZM118 249H116V250H118ZM118 252H120V250H119ZM161 264H162V262H161Z\"/></svg>",
	"mask_w": 264,
	"mask_h": 264
}]
</instances>
